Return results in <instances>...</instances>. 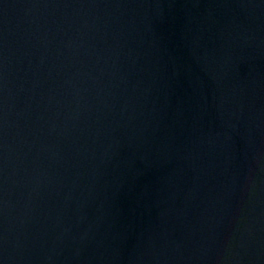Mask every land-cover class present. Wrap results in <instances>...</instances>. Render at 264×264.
<instances>
[{
	"label": "water",
	"instance_id": "95a60500",
	"mask_svg": "<svg viewBox=\"0 0 264 264\" xmlns=\"http://www.w3.org/2000/svg\"><path fill=\"white\" fill-rule=\"evenodd\" d=\"M0 264H264V0H0Z\"/></svg>",
	"mask_w": 264,
	"mask_h": 264
}]
</instances>
